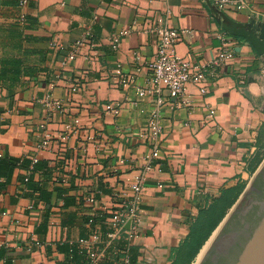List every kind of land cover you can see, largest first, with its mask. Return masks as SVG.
Segmentation results:
<instances>
[{
    "label": "crops",
    "instance_id": "0c3cea01",
    "mask_svg": "<svg viewBox=\"0 0 264 264\" xmlns=\"http://www.w3.org/2000/svg\"><path fill=\"white\" fill-rule=\"evenodd\" d=\"M242 1V9H221L213 0H0V158L30 161L10 182L0 178V264H80L69 252L89 234L86 219L106 217L100 208L112 204L115 187L147 168L143 232L131 245L137 264H172L201 209L226 193L239 199L264 160V0ZM21 14L25 27L14 22ZM156 26L187 31L176 50L195 64L214 57L224 34L235 57L208 70L205 95L188 86L190 106L166 96L153 158L138 137L153 98L137 87L150 76ZM121 30L129 33L115 49L111 37ZM81 40L80 55L64 65ZM48 96L64 112L47 125L54 142L42 150ZM40 161L48 169L35 171ZM30 175L49 203L21 184Z\"/></svg>",
    "mask_w": 264,
    "mask_h": 264
},
{
    "label": "built area",
    "instance_id": "2783aa9c",
    "mask_svg": "<svg viewBox=\"0 0 264 264\" xmlns=\"http://www.w3.org/2000/svg\"><path fill=\"white\" fill-rule=\"evenodd\" d=\"M213 1L221 9H226L232 5L238 9L244 7L242 0ZM20 5H25V1H21ZM14 22L25 27L28 24V19L21 14L17 16ZM154 31L159 36L158 50L155 57L147 62L150 76L146 84L137 87L139 96H151L153 98L152 108L148 121L140 129L138 137L150 146L152 157L157 158L161 152V111L168 102L166 96L177 100L179 105L190 106L187 96L188 86H195L201 95H205L208 92V70L230 63L235 57V51L228 47L227 36L224 34L220 37L222 44L214 57L206 63L195 64L189 58L181 56L176 50L182 33L187 31L159 26H156ZM128 33L129 30H121L112 35L111 43L115 49L119 48L121 37ZM84 42L81 40L72 45L65 57L64 65L73 62L80 55V49ZM51 45L54 48L59 47L56 41L52 42ZM141 61L140 52H135L133 62L140 63ZM121 82L131 83L132 79H122ZM41 103L46 115L45 121L38 129L40 137L38 148L49 150L54 142V135L47 128V125L56 114L64 112V107L60 101L49 96ZM105 108L107 111L118 114L120 106L109 103ZM210 113L213 116L215 111L211 110ZM67 129L72 130L70 125L67 126ZM147 176L148 168L138 171L131 183H119L112 191V204L100 208L102 213L106 214L104 220L96 221L94 218L89 220L88 224L94 223V226L88 237H80L75 241L83 254V264H132V241L143 232L142 205L147 190ZM63 181H65L64 176ZM87 201L93 203L96 200L90 196L87 197ZM93 216L95 217L97 214ZM103 224L106 230L102 228ZM36 244L39 245L40 242L36 241Z\"/></svg>",
    "mask_w": 264,
    "mask_h": 264
},
{
    "label": "water",
    "instance_id": "95a60500",
    "mask_svg": "<svg viewBox=\"0 0 264 264\" xmlns=\"http://www.w3.org/2000/svg\"><path fill=\"white\" fill-rule=\"evenodd\" d=\"M211 238L197 264H264V160Z\"/></svg>",
    "mask_w": 264,
    "mask_h": 264
},
{
    "label": "trees",
    "instance_id": "16d2710c",
    "mask_svg": "<svg viewBox=\"0 0 264 264\" xmlns=\"http://www.w3.org/2000/svg\"><path fill=\"white\" fill-rule=\"evenodd\" d=\"M29 164H30L29 160H24L22 163H20V159L17 158H13V157L0 158V178H4L6 180V183H8L13 178L16 169L18 168L27 169ZM45 168L48 169V163L46 161H40L35 164L34 170L37 171ZM19 180L21 181L22 185L28 187L29 189H32L33 192H40L41 193L40 198L46 201L47 203H49L50 193L45 194V192L42 189V185H40L39 182L34 180L33 175L26 177L20 176ZM4 185L5 184L1 186ZM61 192L62 191H59V193ZM235 201H236V196L231 197L229 196V194L226 193L217 202H214L210 206L201 209L197 219L192 224L189 236L187 237L183 245L179 248L176 254V258L172 264L180 263L181 256L187 246L191 248V250L193 251V255L190 261H188L186 264H190L191 262H193L194 258H196L199 252L202 250V247L204 246L205 242L209 240L211 234L225 218V216L228 213V210L232 208V204ZM50 212L51 210L49 208V216H50ZM49 216H46L45 222L49 221ZM101 216L102 215L100 214H98L95 217L90 216L88 217V219H86V221L87 223H89V220L91 218H94L96 221L97 220L102 221L104 220L105 216L102 217ZM93 226L94 223L91 224L90 232ZM88 235L83 236L82 238H87ZM69 253H71L75 257H79V263L83 264L84 257L83 254L81 253V249L79 248L78 244H75L73 247H71ZM107 264H111V263H107ZM132 264H137V257H135V255L133 254H132Z\"/></svg>",
    "mask_w": 264,
    "mask_h": 264
},
{
    "label": "rangeland",
    "instance_id": "374dc122",
    "mask_svg": "<svg viewBox=\"0 0 264 264\" xmlns=\"http://www.w3.org/2000/svg\"><path fill=\"white\" fill-rule=\"evenodd\" d=\"M230 209L228 210V213H229ZM223 221V220H222ZM216 230V229H215ZM214 230V231H215ZM214 233V232H213ZM212 233V234H213ZM211 234V236H212ZM211 236L209 237V240H207L204 244V246L202 247V250L199 252V254L197 255L196 258H194L193 262H191L190 264H197L199 258H200V255L204 249L205 246H207L208 242L210 241L211 239ZM193 255V251L191 250V248L189 246L186 247V249L184 250L182 256H181V259H180V263L179 264H186L188 261H190L191 257Z\"/></svg>",
    "mask_w": 264,
    "mask_h": 264
},
{
    "label": "bare ground",
    "instance_id": "6f19581e",
    "mask_svg": "<svg viewBox=\"0 0 264 264\" xmlns=\"http://www.w3.org/2000/svg\"><path fill=\"white\" fill-rule=\"evenodd\" d=\"M212 239V238H211ZM211 239H210V241H211ZM210 241L208 242V244H207V246H205L204 247V249H203V251H202V253H201V255L205 252V250L207 249V247H208V245H209V243H210ZM201 255H200V257H201ZM200 259V258H199ZM199 261V260H198ZM198 263V262H197Z\"/></svg>",
    "mask_w": 264,
    "mask_h": 264
}]
</instances>
